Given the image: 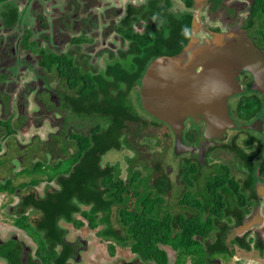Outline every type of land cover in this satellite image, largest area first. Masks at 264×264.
<instances>
[{
	"label": "flooded vegetation",
	"instance_id": "flooded-vegetation-1",
	"mask_svg": "<svg viewBox=\"0 0 264 264\" xmlns=\"http://www.w3.org/2000/svg\"><path fill=\"white\" fill-rule=\"evenodd\" d=\"M237 3L245 4L249 18L231 31L246 30L264 52L248 26L254 0H208L202 8L197 0H0V264H57L56 258L66 255V264H97L102 256H93L94 250L103 245L107 259L101 264H158L134 251L132 238L122 242L105 235L111 226L117 235L131 236L121 226L119 210L146 208L133 195V184L141 197L155 195L158 180L170 185L162 206L173 214L199 212L182 198L187 194L201 203L212 187L208 193L214 205L222 204L223 222L231 226L227 246L250 243L249 250L234 246V264H264V92L254 88L255 77L246 71L237 77L242 91L228 100L233 122L228 128L208 134L206 117L191 112L183 122L182 143L172 125L147 112L141 100L143 80L157 61L163 64L154 86L166 90L162 94L179 91L185 82L186 92L206 95L205 80L199 79L207 77L203 69L179 56L194 37L195 20L205 21V36L223 34L237 19ZM217 11L233 17L224 24L214 18ZM186 20L191 21L187 44L179 51L186 38L180 24ZM156 46L162 48L154 55ZM103 60L108 63L98 67ZM114 67L124 72L109 73ZM100 83L112 96L123 93L132 106L133 119L123 121L120 135L117 116L104 110ZM148 126L162 130L161 160L151 155L157 137L142 133ZM116 136L121 145H114ZM120 154L123 159L114 161ZM88 164L98 168L92 176L97 187H88L87 177L78 182L79 174L88 175ZM105 178H111L106 186ZM41 184H46L42 194ZM114 187L123 201L116 197L110 221L102 210L89 218L98 202L88 203L84 195ZM63 191L72 210L57 219L63 233L55 243L41 229L48 221L41 202ZM165 247L175 252L177 264V251L160 245L168 264ZM124 249L131 258L124 257ZM246 253L261 259L243 258Z\"/></svg>",
	"mask_w": 264,
	"mask_h": 264
},
{
	"label": "trees",
	"instance_id": "trees-1",
	"mask_svg": "<svg viewBox=\"0 0 264 264\" xmlns=\"http://www.w3.org/2000/svg\"><path fill=\"white\" fill-rule=\"evenodd\" d=\"M190 25V20H186L184 23L180 24V29H183L182 31L186 38L182 40L183 46L179 48V51H182L187 44ZM248 26L252 28L254 35L258 37L257 43H260V46L264 48V0H254ZM161 48L162 46H156V50L154 49L153 54L159 53ZM122 72H124V70L121 68L119 69V67H114L109 70V73ZM100 90L105 93L103 101L106 104L104 109L105 112L117 116L119 126L117 134L120 135L123 128V121L128 118L133 119L132 106L126 103L123 93L120 97L112 96L106 83H100ZM259 104V102L253 103L256 107ZM117 137L118 136H116L115 146H117V144H122L117 141ZM102 145L105 150L108 148L109 144L107 138H104ZM94 163L97 164V160H95ZM96 164H88V167L84 168V171L86 170L88 175L79 174L78 182L82 180V177H87L88 187H97L98 178L92 177L98 171ZM106 181H111V178H105V186L107 185ZM163 182L164 181L158 180L155 183L154 188L157 190L155 195L150 192L149 194L145 193L142 197L139 195V192H137L138 185L133 184V187L136 189L133 191V195L139 198L138 201H140L142 205L147 206L143 209L137 208L130 210L128 208H121L119 210L121 226L130 233L131 236L124 237L122 234L117 235L116 231L111 226L110 230H105L108 232L105 235L110 234L116 236V238H118L116 240L122 242H126L127 239L132 238L134 241L133 250L139 253L144 260H153L158 264H168L169 262L167 253L160 248V245H169L177 251V264H186L188 260H191L192 264H216L215 260L218 259L227 262L236 255V250L234 248L236 244L240 245L243 249L249 250L251 248L250 243L243 240L236 241L237 243L233 241L232 247L227 246L225 234H227L231 226L223 222L224 207L222 204H215V206L214 196L208 193V191L212 192V187L205 190L201 203L197 201L196 198L191 199L190 196L185 194L181 203H188L192 208L200 210L199 212L194 211L193 215L191 214L192 216H189L187 214H173L167 212L166 208L162 206L164 197L166 196V186L170 188V185H168L169 183L165 185ZM115 187L113 189L104 190L103 193L94 191L93 193L84 195L88 203L98 202L97 206L91 211L89 218L92 217L95 219L98 212L102 210L105 222L108 223L110 221V217L113 213L111 207L116 202V197L119 198L120 201H123L121 192L125 190L124 185L121 184V192L117 194L116 192L114 193ZM70 198V195L63 191L61 194L51 195L48 202H41V207L45 210L44 212L48 217L47 223L41 229L44 228L47 233L53 235V238L56 239L55 243L59 242L58 239L63 233L57 225V219L68 216L72 210L69 204ZM127 198H131V196L128 195ZM125 201L128 200L125 199ZM67 219L69 220V218ZM92 227L95 228L96 225L93 224ZM213 230H216V235L214 237L212 236ZM67 256L68 255L63 257L62 261L59 260V257L56 258L57 264H66L65 260Z\"/></svg>",
	"mask_w": 264,
	"mask_h": 264
},
{
	"label": "water",
	"instance_id": "water-1",
	"mask_svg": "<svg viewBox=\"0 0 264 264\" xmlns=\"http://www.w3.org/2000/svg\"><path fill=\"white\" fill-rule=\"evenodd\" d=\"M199 1L197 0L199 8H202L208 0ZM200 24V19L195 20L194 37L179 59L190 57L192 63L203 69L202 72L207 77L199 79L205 80L203 85L207 90L206 95L186 92L185 82L179 91L168 95L164 94L166 90L155 87L154 77L161 74L163 61L150 66L142 84L141 100L144 109L155 118L170 123L179 143H182L183 122L191 112L206 117L208 134H220L233 123L229 115L228 100L242 91L237 80L241 72L253 75L254 88L264 92V52L256 47L247 31L238 28L232 32L205 36L206 46L191 51L201 42L198 33H206ZM161 90L164 91L163 94Z\"/></svg>",
	"mask_w": 264,
	"mask_h": 264
},
{
	"label": "rangeland",
	"instance_id": "rangeland-1",
	"mask_svg": "<svg viewBox=\"0 0 264 264\" xmlns=\"http://www.w3.org/2000/svg\"><path fill=\"white\" fill-rule=\"evenodd\" d=\"M233 6H236V7H234V9L236 10V12H237V14H238V16H237V19H234V20H232V22H231V24L230 23H227L228 22V15L230 16V17H233L229 12H227L226 14H222V13H219L218 11L216 12L217 14H215L214 15V18L218 21V19H219V17L221 18V19H223V21L225 22L224 24H226L227 23V25H228V27L226 26V27H223V30L225 31V32H232L231 31V29L234 27V26H237V25H240L241 26V24L240 23H242V21L243 22H245V20H247L248 18H249V16H248V12L245 10L246 9V6H245V4H240V3H237V5L236 4H233ZM200 19H201V17H200ZM203 24V25H202ZM201 28H202V30H204L205 29V25H206V23H205V21L203 20V18L201 19ZM198 37H199V39H200V43H198L197 45H195L193 48H192V50L191 51H193L194 49H199L200 47H202V46H206V44H207V42H206V39L207 38H205V34H202V35H199V33H198V35H197ZM249 36V35H248ZM250 37V36H249ZM252 41H253V39L252 38H250ZM188 54H190V51L188 52ZM190 58V57H189ZM189 60V59H188ZM108 62L106 61V60H103V61H101L99 64H98V67H101V68H104L105 67V65L107 64ZM142 130H143V135L144 136H146V137H149V134H153L154 136H153V139H154V137H157V139H158V141H154L153 140V152H152V154L150 153V152H148V153H150L152 156H153V158H154V160L155 159H158V160H161L162 158H161V144H162V141H159L160 139H161V136H162V130L161 129H156L154 126H153V128L151 127V126H148L147 128H142ZM32 133H35V131L34 130H32L31 131ZM37 132H41V134H42V132H44V131H42V129L41 130H37ZM43 135V134H42ZM156 144V145H155ZM123 153V152H122ZM221 156L223 157V160H226L227 159V156L225 155V154H221ZM115 159H120V160H122L123 158H122V154H120V155H118V156H116L115 155V157H114V161H115ZM124 176H125V174H124ZM175 180V179H174ZM178 185H179V181H178ZM46 186V184H41L40 185V187L38 188L39 189V191H40V193L42 194V192H43V190L45 189L44 187ZM177 196H178V198H179V196H180V194H177ZM178 198H177V200H178ZM177 200L176 201H173V202H177ZM105 245H107V244H105ZM165 249L167 250V251H169V253H170V255H171V261H172V264H174L175 263V259H176V254H175V252L174 251H172V250H170L168 247H165ZM105 250H106V247L103 245V246H101V247H98V249H96V250H94V253H96V255H94L93 254V256H97V255H100V256H102V257H100V259H97L98 260V263L97 264H101V262H103L105 259H107V255H106V253H105ZM124 252H125V256L124 257H129V258H131L132 256H130L129 255V250L128 249H124ZM124 252H122V254H124ZM89 256H90V254H89ZM92 257V256H91ZM126 257V258H127ZM241 257V256H240ZM96 258V257H95ZM243 258H246V259H249V258H251V260H256L257 259V262H259V258L261 259V257L259 256V254L258 253H253V254H249V253H246V254H244L243 255ZM235 259V258H234ZM234 259H231V260H228L227 262H225L226 264H234V263H236L235 261L236 260H234ZM238 259V258H237ZM263 259V258H262ZM95 260V259H94ZM239 260H241L240 261V263H242V261H244V260H242V259H239ZM93 261V260H92ZM264 261V260H263ZM253 262H255L256 263V261H253ZM219 263H224V261L222 260V259H219ZM90 264H92V263H90ZM187 264H191L190 262H187Z\"/></svg>",
	"mask_w": 264,
	"mask_h": 264
}]
</instances>
